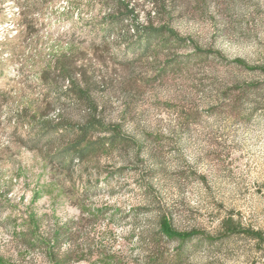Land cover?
I'll list each match as a JSON object with an SVG mask.
<instances>
[{
    "label": "rangeland",
    "instance_id": "1",
    "mask_svg": "<svg viewBox=\"0 0 264 264\" xmlns=\"http://www.w3.org/2000/svg\"><path fill=\"white\" fill-rule=\"evenodd\" d=\"M120 1L0 0V264H145L161 212L201 234L183 264H264V0ZM150 21L190 47L125 53ZM95 116L125 139L92 132L70 168L34 147L38 124L68 128L62 147Z\"/></svg>",
    "mask_w": 264,
    "mask_h": 264
},
{
    "label": "trees",
    "instance_id": "2",
    "mask_svg": "<svg viewBox=\"0 0 264 264\" xmlns=\"http://www.w3.org/2000/svg\"><path fill=\"white\" fill-rule=\"evenodd\" d=\"M118 5H120V9L123 6V4L121 6L120 0ZM127 15L128 14L126 12H118L109 16L102 22L103 27L101 29V39L103 40L105 49L109 47L108 41L110 40L111 35L125 32L126 23L129 22ZM135 31L138 33V35L133 42L127 43L125 53L132 51L138 56V60L150 57L155 50H157L159 47H162L163 45H165V47H171L167 46L170 45V43H173V47H190L189 44V46L187 45L188 40L186 38L176 36L175 32L166 26H154L151 21L149 26L137 28ZM124 39L127 40L126 37ZM193 49H196V47L193 46ZM201 56L205 57V59H208V57L216 59L217 53L212 51L205 53L204 56ZM191 61L193 60L190 56L189 58H183L180 63L186 64L190 63ZM237 64L244 66L246 69H256L254 67H249L240 60L237 61ZM63 70L59 68L61 76L63 79H66L68 76L67 70ZM261 71L264 72V69L261 68ZM70 91L76 97H79L80 100L85 101L86 98L80 96V92L82 95L83 91L77 89ZM58 96H61V94ZM80 130L83 140L81 139L76 143H70L60 147L59 143L64 139L66 133L69 132L68 128H66V131L64 130L59 132L56 125L40 123L37 127L32 128V134L34 135L33 141L35 143L34 147L45 145V147L52 152L50 156L52 161H56V163L70 168L76 160L82 161L94 149L95 146L93 142L90 145L79 149L82 142L86 141L92 132H107L109 136L104 138L103 141H107L111 144H115L116 142H120L125 139L123 136H121L120 129L115 130L111 126H106L104 119H99L97 116L91 118L87 124L80 126ZM156 224L157 230L152 231V233L148 236V252L147 256L145 257V264H183L188 253L185 244L194 240L197 236H200V232L197 230L179 231L174 229L169 214L166 212H161ZM235 231L236 230L233 220L232 218L228 217L222 220L221 228L216 238L207 234H204L202 237L207 241L214 242L217 239H222L226 235L235 233ZM249 235L259 242L263 241V236L260 232L252 231L249 233ZM172 243L176 245L174 253L162 249L161 244L170 245Z\"/></svg>",
    "mask_w": 264,
    "mask_h": 264
}]
</instances>
